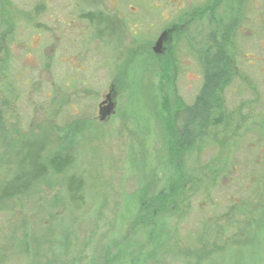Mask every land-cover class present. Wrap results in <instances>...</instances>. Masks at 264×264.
<instances>
[{
  "label": "rangeland",
  "instance_id": "374dc122",
  "mask_svg": "<svg viewBox=\"0 0 264 264\" xmlns=\"http://www.w3.org/2000/svg\"><path fill=\"white\" fill-rule=\"evenodd\" d=\"M195 11L206 17L191 20ZM223 31L237 75L223 89L232 117L185 153L186 183L159 199L154 176L171 144L162 98L193 105L203 80L195 52ZM110 92L114 113L100 122ZM262 119L264 0H0V187L21 145L41 140L44 163L59 149L74 155L68 173L86 197L73 211L49 173L0 200V264H262ZM140 190L170 218L160 236L146 234L142 215H121ZM209 201L229 205L212 211Z\"/></svg>",
  "mask_w": 264,
  "mask_h": 264
},
{
  "label": "trees",
  "instance_id": "16d2710c",
  "mask_svg": "<svg viewBox=\"0 0 264 264\" xmlns=\"http://www.w3.org/2000/svg\"><path fill=\"white\" fill-rule=\"evenodd\" d=\"M200 15L201 12L196 14L195 11V14L191 15V20ZM205 17V14L200 16V18ZM188 23L183 24L187 25ZM169 30L173 31L174 29ZM226 33L227 31L217 32L216 34L219 35L217 41L213 39L215 36H208L204 41L205 44L200 48V54L197 55V51L195 52L197 59L201 63L203 80L200 92L195 97L196 99L193 105L185 106L183 104V107H181L178 102L176 104L172 103L171 96L164 95V98H162V106L169 112L167 132L170 136L171 144L168 149L169 155L165 156L162 160L154 176V180H159V186L156 192L157 198L159 199L166 198V196L170 197L172 190L176 192L178 187L180 190L181 185L186 183L184 180L187 178V175L183 159L185 153L193 150L194 144L199 139L201 140V137L206 136L205 138H207L209 130L227 126L228 120L232 117L231 112L226 106L227 101L224 97L223 89L232 83L237 78V75L234 74L229 77L232 73V71L230 72V62L233 58L231 53L233 44L231 42L230 50L227 51V46L224 43V41H227L225 39ZM220 34H224V38ZM162 77L165 78V75L162 74ZM253 124L258 128H264V119L261 120L260 125H257L255 122ZM235 128L239 130V126ZM45 148V143L41 140L27 141L21 145L20 152L17 156L15 173L0 187V200L12 199L26 194L34 185L48 176L49 173H53L62 177L64 192L72 210L79 211V209L86 205V197L84 195L85 184L80 176L68 173L74 166V155L68 152L69 150L59 149L44 163L41 156L45 152ZM173 157L180 158V160L174 161ZM227 164L229 165V163ZM256 165L258 167L257 171H264V162L253 164V166ZM231 168L235 172L240 171L236 170V165L234 164H232ZM243 174L250 187L251 183L254 182L252 175L249 172L245 173L244 170ZM216 179H218V176L214 178V181ZM209 184V182L205 183L204 191L210 188ZM141 194L140 190L133 196L135 198L124 200L123 208L126 211L121 215L134 216L138 220L139 216L142 215L143 217L139 221L143 223L144 218H146L149 225L146 234L160 236L167 230L170 218L161 210L163 207L161 204L156 208L155 212L152 207H146L145 201L143 202L140 198ZM222 203L229 205L223 201L220 203L209 201L208 209L216 211L221 207ZM200 205L201 202H199L197 207ZM149 239L152 241L151 237ZM262 249L264 250V246ZM257 255L262 261V264H264V251L258 252ZM124 264L131 263L128 261Z\"/></svg>",
  "mask_w": 264,
  "mask_h": 264
},
{
  "label": "water",
  "instance_id": "95a60500",
  "mask_svg": "<svg viewBox=\"0 0 264 264\" xmlns=\"http://www.w3.org/2000/svg\"><path fill=\"white\" fill-rule=\"evenodd\" d=\"M170 32L172 31L171 30L164 31L159 36L153 48L155 54L161 53L163 42L166 41L167 36L169 35ZM113 113H114V106L113 103L111 102V92H110V94L106 96V100L99 105V110H98L99 121L104 122V120H106Z\"/></svg>",
  "mask_w": 264,
  "mask_h": 264
},
{
  "label": "flooded vegetation",
  "instance_id": "af4514ba",
  "mask_svg": "<svg viewBox=\"0 0 264 264\" xmlns=\"http://www.w3.org/2000/svg\"><path fill=\"white\" fill-rule=\"evenodd\" d=\"M171 31H172V30H171ZM170 33H171V32H170ZM168 38H169V36H167V39H166V40H168ZM165 42H166V41H164V42H163V45H162V50H161V52H162V51H163V49H164ZM110 91H111V90H110Z\"/></svg>",
  "mask_w": 264,
  "mask_h": 264
},
{
  "label": "bare ground",
  "instance_id": "6f19581e",
  "mask_svg": "<svg viewBox=\"0 0 264 264\" xmlns=\"http://www.w3.org/2000/svg\"><path fill=\"white\" fill-rule=\"evenodd\" d=\"M159 38V37H158ZM158 40V39H157Z\"/></svg>",
  "mask_w": 264,
  "mask_h": 264
}]
</instances>
